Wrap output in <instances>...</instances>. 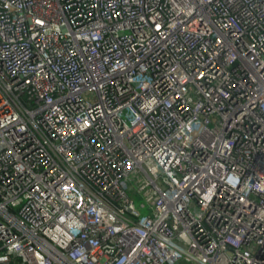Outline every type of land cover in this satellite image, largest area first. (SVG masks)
<instances>
[{
	"label": "built area",
	"instance_id": "1",
	"mask_svg": "<svg viewBox=\"0 0 264 264\" xmlns=\"http://www.w3.org/2000/svg\"><path fill=\"white\" fill-rule=\"evenodd\" d=\"M0 264H264V0H0Z\"/></svg>",
	"mask_w": 264,
	"mask_h": 264
},
{
	"label": "rangeland",
	"instance_id": "2",
	"mask_svg": "<svg viewBox=\"0 0 264 264\" xmlns=\"http://www.w3.org/2000/svg\"><path fill=\"white\" fill-rule=\"evenodd\" d=\"M127 187V185H126ZM131 195L134 199L135 205L137 207V209L142 213V214H148V209L145 206L146 205V199L145 197L142 196V194L139 193H133L131 192Z\"/></svg>",
	"mask_w": 264,
	"mask_h": 264
}]
</instances>
